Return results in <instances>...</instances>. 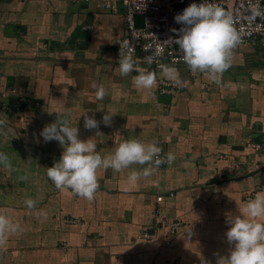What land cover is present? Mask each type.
I'll return each mask as SVG.
<instances>
[{
    "label": "crops",
    "instance_id": "obj_1",
    "mask_svg": "<svg viewBox=\"0 0 264 264\" xmlns=\"http://www.w3.org/2000/svg\"><path fill=\"white\" fill-rule=\"evenodd\" d=\"M102 2L116 12L103 11ZM123 14L120 0H0V96L24 99L19 111L0 112L7 121L0 152L12 165L0 166V212L22 229L0 250V264H216L231 248L226 218L242 212L246 196L264 192V149L251 146L264 134V50L236 47L220 85L199 73L173 96L149 94L133 85L137 73L118 71ZM93 82L106 89L103 101ZM55 112L102 157L119 141L138 139L157 141L161 157L171 152L175 160L136 184L127 182L129 170L98 169L91 202L59 191L46 168L63 149L40 136ZM83 112L97 121L115 115L110 126L89 130ZM29 198L35 210L25 206ZM171 223L178 224L173 234Z\"/></svg>",
    "mask_w": 264,
    "mask_h": 264
},
{
    "label": "clouds",
    "instance_id": "obj_2",
    "mask_svg": "<svg viewBox=\"0 0 264 264\" xmlns=\"http://www.w3.org/2000/svg\"><path fill=\"white\" fill-rule=\"evenodd\" d=\"M260 14L257 9L254 15ZM178 30L172 29L175 37H170L162 43L165 46L178 45V52L183 63L194 73L203 74L210 82L220 85L224 72L231 67L234 49L240 44L241 36L234 27L231 13L213 4L192 3L174 17ZM119 44L117 67L121 77H132V83L138 90H146L152 94L157 85V73L139 67L134 59L135 46L125 40ZM145 48L144 51H148ZM164 53V47H159L144 57L150 66ZM160 75L169 82L182 86L179 72L174 66L159 64ZM75 86V85H73ZM95 99L103 101L106 89L103 85L93 82ZM56 113V112H55ZM53 123L46 125L40 133L45 142L57 141L62 147L58 161L46 168V176L59 191L70 192L73 196L91 202L100 188L97 176L98 169H111L115 173L129 170L127 182L136 184L143 178L151 176L162 164L171 165L175 155L171 152L161 157L162 148L157 141L143 143L138 139L119 141L112 152L101 156L96 150V143L91 138L80 140L79 129L71 126L63 113H56ZM85 129H97L102 122L110 126L115 113H106L102 121L83 112ZM7 125L0 119V129ZM140 166L139 170L133 168ZM0 166L11 170L12 165L8 155L0 152ZM27 179V177H23ZM25 206L35 210L37 201L25 199ZM37 219L47 220L46 212L36 211ZM229 225L225 232L227 243L231 245L227 255L218 256L216 264H264V192L246 202L242 212L226 218ZM22 231L19 222L14 223L10 217L0 212V250H4L10 235Z\"/></svg>",
    "mask_w": 264,
    "mask_h": 264
},
{
    "label": "built area",
    "instance_id": "obj_3",
    "mask_svg": "<svg viewBox=\"0 0 264 264\" xmlns=\"http://www.w3.org/2000/svg\"><path fill=\"white\" fill-rule=\"evenodd\" d=\"M82 2H89L90 0H75ZM123 8V22L125 28L126 40L132 42L135 46L134 58L151 54L159 47H164L163 55L157 58L150 67L157 74L160 73L159 64L174 66L176 69H183L186 71L188 77L181 79L182 86H177L168 80L157 75V85L154 87L156 95H170L173 96L176 92L186 88L191 80H196L199 73H194L188 69L183 63L178 52V45L172 44L165 46L162 43L167 41L170 37H175L172 29H179L182 25L174 21V17L181 13L182 10L192 3H201L202 0H120ZM204 3H213L226 12L231 13L234 19V27L241 36V42L237 47L247 44H257L264 50V0H203ZM99 7L107 12H116V7L110 3L102 2ZM260 14L254 15L256 10ZM136 15L143 16L142 27H136L134 17ZM123 42L117 40L114 44L116 54L119 53V44ZM144 51L145 48H149ZM119 58V56H118ZM24 99L17 98L11 106L15 111H19L21 103ZM26 100L25 102H27ZM9 107L2 96H0V112H5ZM252 148L256 151L264 149V134L257 143H253ZM172 195L169 194V197ZM162 196H157L156 200L160 202ZM252 194L246 196V201L251 200ZM170 233L177 232L178 224L171 223L169 225Z\"/></svg>",
    "mask_w": 264,
    "mask_h": 264
},
{
    "label": "water",
    "instance_id": "obj_4",
    "mask_svg": "<svg viewBox=\"0 0 264 264\" xmlns=\"http://www.w3.org/2000/svg\"><path fill=\"white\" fill-rule=\"evenodd\" d=\"M134 21H135V25H136V27H142L143 16H142V15H136V16L134 17Z\"/></svg>",
    "mask_w": 264,
    "mask_h": 264
},
{
    "label": "trees",
    "instance_id": "obj_5",
    "mask_svg": "<svg viewBox=\"0 0 264 264\" xmlns=\"http://www.w3.org/2000/svg\"><path fill=\"white\" fill-rule=\"evenodd\" d=\"M13 102V100L11 102H9V105H11V103ZM12 107V106H11ZM14 110V109H13Z\"/></svg>",
    "mask_w": 264,
    "mask_h": 264
}]
</instances>
